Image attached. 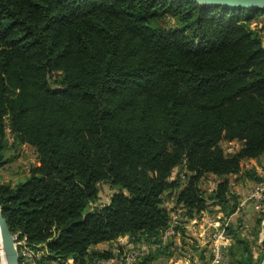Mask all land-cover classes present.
I'll use <instances>...</instances> for the list:
<instances>
[{
  "label": "trees",
  "instance_id": "obj_1",
  "mask_svg": "<svg viewBox=\"0 0 264 264\" xmlns=\"http://www.w3.org/2000/svg\"><path fill=\"white\" fill-rule=\"evenodd\" d=\"M263 14L194 0H0V171L15 161L9 148L37 156L24 179H0V205L13 234L47 250L42 264L109 257L91 248L124 236L161 245L174 212L186 224L239 210L236 184L264 181L243 166L264 157ZM101 183L114 193L98 205ZM226 233L232 264H262L240 221ZM173 241L141 264L173 255Z\"/></svg>",
  "mask_w": 264,
  "mask_h": 264
},
{
  "label": "built area",
  "instance_id": "obj_2",
  "mask_svg": "<svg viewBox=\"0 0 264 264\" xmlns=\"http://www.w3.org/2000/svg\"><path fill=\"white\" fill-rule=\"evenodd\" d=\"M236 142H231L226 149L227 153H234L238 149ZM264 201V181L258 183L246 196L244 202ZM221 216L212 218L208 213L200 218L182 223L179 214L173 215L169 227L162 232V244L154 242H137L134 238L124 241L121 238L114 241L107 250L109 257H95L84 264H141L143 259L159 247H165L171 239H178L181 236L180 226L186 227L190 234L198 242L199 252L206 248L205 256L207 260L203 263L200 259L183 264H232L227 257V251L232 243V238L226 233L229 220L221 221ZM195 235V236H194ZM18 236V235H17ZM125 237V236H124ZM16 245L21 257V264H42L46 257V249H36L28 244L25 239L17 238ZM180 252V249H177ZM45 264H80L73 258L50 261Z\"/></svg>",
  "mask_w": 264,
  "mask_h": 264
},
{
  "label": "crops",
  "instance_id": "obj_3",
  "mask_svg": "<svg viewBox=\"0 0 264 264\" xmlns=\"http://www.w3.org/2000/svg\"><path fill=\"white\" fill-rule=\"evenodd\" d=\"M263 16L259 17L257 19V22L254 23L255 27H262L263 25ZM263 35V43H264V31L262 32ZM243 166H246L248 168H255L256 171L260 176L264 178V157L260 159V161L256 159H250L248 161H245L243 163ZM258 183H255L251 180H245L240 181L235 186V191L240 196V207L237 212H235L233 215H231L228 220L230 224H237L238 221H240V232L242 236L246 239H248L251 243L255 242L258 245L256 248L257 251H253L254 258L257 259L261 255L263 249H264V220L262 222L263 230L257 232L253 235L251 233V229H253L255 221L257 222L258 218L261 217V211H263V203H257L255 201L250 202H244L247 194L257 185ZM171 206L174 204L169 203ZM174 215H177L178 213H173ZM247 219V220H246ZM250 233V234H249ZM195 236V235H194ZM124 241L129 240V236L122 237ZM254 240V241H252ZM258 240V241H257ZM234 241H232L230 247L232 246ZM114 241L110 242H103L100 243L94 247L91 248L92 252H99L104 253L107 252V250L113 245ZM176 246V247H175ZM177 249H180V252H177ZM172 252H174L173 255L168 256L167 259H158V261H155L156 264H183L188 261H196L200 259L202 256L199 252L198 243L194 240L193 235L190 234L188 229H185L184 235H181L180 238L173 241L172 248L170 249ZM167 256V255H166ZM202 259V258H201ZM200 259V260H201ZM89 256L85 258V261L88 262ZM144 261V259H143ZM142 261V262H143ZM202 261V260H201ZM154 263V264H155ZM151 264V263H149Z\"/></svg>",
  "mask_w": 264,
  "mask_h": 264
},
{
  "label": "rangeland",
  "instance_id": "obj_4",
  "mask_svg": "<svg viewBox=\"0 0 264 264\" xmlns=\"http://www.w3.org/2000/svg\"><path fill=\"white\" fill-rule=\"evenodd\" d=\"M7 137L10 143H12V134L10 130L7 131ZM226 148H228V144H224ZM6 155L9 157L15 156V161L12 162L11 164L7 165L0 171V179L4 182L10 181L11 183L14 182L16 183L17 181H20L24 179L27 176L28 169L37 163V156L34 151V149L28 145L23 146L21 149L18 150H9L6 152ZM235 178L231 176V180ZM208 187L213 186L214 183L213 181L209 180L207 181L206 184ZM114 193V190L111 188L110 184L108 183H101L99 185V200L94 202L98 205H103L104 203H109L111 195ZM216 208H212L210 210L209 215L212 218L219 217L222 215L221 213H217ZM222 217V216H221ZM259 219V218H258ZM264 219V217H263ZM247 220V219H246ZM263 230V225L258 224V222L255 221L253 229H251V233L256 234L259 231ZM250 234V233H249ZM254 241V240H252ZM258 241V240H257ZM252 249L253 251H257L258 249L256 246L258 245L255 242H252ZM176 247V246H175ZM171 251V250H170ZM237 255H240V251L237 253ZM162 259H167L168 256L162 255ZM205 257V256H204ZM205 259V258H204ZM186 262H189L186 260ZM0 264H2V259H1V245H0Z\"/></svg>",
  "mask_w": 264,
  "mask_h": 264
},
{
  "label": "water",
  "instance_id": "obj_5",
  "mask_svg": "<svg viewBox=\"0 0 264 264\" xmlns=\"http://www.w3.org/2000/svg\"><path fill=\"white\" fill-rule=\"evenodd\" d=\"M198 3L211 6H224L240 9H263L264 0H194ZM18 236L13 234L9 223L4 215L3 208L0 205V245L1 259H6L7 264H21L18 247L16 245ZM264 264V260L262 262Z\"/></svg>",
  "mask_w": 264,
  "mask_h": 264
},
{
  "label": "bare ground",
  "instance_id": "obj_6",
  "mask_svg": "<svg viewBox=\"0 0 264 264\" xmlns=\"http://www.w3.org/2000/svg\"><path fill=\"white\" fill-rule=\"evenodd\" d=\"M1 251H3V249H1ZM2 264H7V261L5 258H3V260H2Z\"/></svg>",
  "mask_w": 264,
  "mask_h": 264
}]
</instances>
